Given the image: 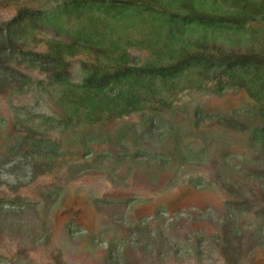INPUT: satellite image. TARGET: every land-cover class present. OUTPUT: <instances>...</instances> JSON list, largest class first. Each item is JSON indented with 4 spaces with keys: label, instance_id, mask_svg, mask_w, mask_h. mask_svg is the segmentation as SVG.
<instances>
[{
    "label": "rangeland",
    "instance_id": "rangeland-1",
    "mask_svg": "<svg viewBox=\"0 0 264 264\" xmlns=\"http://www.w3.org/2000/svg\"><path fill=\"white\" fill-rule=\"evenodd\" d=\"M0 264H264V0H0Z\"/></svg>",
    "mask_w": 264,
    "mask_h": 264
}]
</instances>
